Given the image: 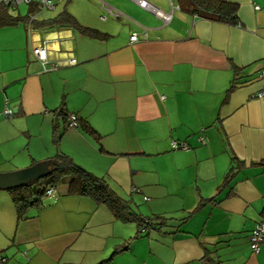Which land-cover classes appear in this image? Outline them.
I'll return each mask as SVG.
<instances>
[{
	"label": "crops",
	"instance_id": "0c3cea01",
	"mask_svg": "<svg viewBox=\"0 0 264 264\" xmlns=\"http://www.w3.org/2000/svg\"><path fill=\"white\" fill-rule=\"evenodd\" d=\"M64 1L9 11L18 21L0 26V172L65 153L138 213L172 219L138 236L136 222L67 183L22 216L0 190L5 264H264V244L250 243L264 213V0H227L238 23L178 0H147L167 22L133 0ZM105 6L122 15L103 20ZM64 11L78 23L52 20ZM143 27L148 38L131 42ZM43 43L46 70L32 54ZM69 57L77 63L54 68ZM69 113L100 138L71 128Z\"/></svg>",
	"mask_w": 264,
	"mask_h": 264
},
{
	"label": "trees",
	"instance_id": "16d2710c",
	"mask_svg": "<svg viewBox=\"0 0 264 264\" xmlns=\"http://www.w3.org/2000/svg\"><path fill=\"white\" fill-rule=\"evenodd\" d=\"M178 2L182 10L191 14H197L202 18L232 23L239 22L237 16L238 6L227 0H178ZM9 7L10 6L7 5H0V26L14 24L18 21V18L9 14ZM52 20L60 24L68 22L72 24L78 23L74 16L67 11L62 12ZM81 126L94 134L96 138H100L99 133L93 127L81 124L80 119L79 127ZM173 142L174 141H172V147ZM173 149L176 148L173 147ZM54 159H58L59 164L51 169L48 176L34 180L25 186L8 190L14 195L21 216L29 207L38 204L44 196H47L46 191L48 188H55L57 196L59 186L67 183L71 194L89 197L97 204L109 208L118 219L126 222H136L139 227L138 236L155 228L161 229L168 219H172V217L143 216L132 207L129 200L121 197L116 190L113 189L107 178L93 174L91 171L77 164L72 157L65 153L58 154ZM133 191L141 192V189L134 188ZM146 199L149 200L148 197H146Z\"/></svg>",
	"mask_w": 264,
	"mask_h": 264
},
{
	"label": "built area",
	"instance_id": "2783aa9c",
	"mask_svg": "<svg viewBox=\"0 0 264 264\" xmlns=\"http://www.w3.org/2000/svg\"><path fill=\"white\" fill-rule=\"evenodd\" d=\"M135 1L140 7L147 9L148 11L154 13L158 17L162 18L165 22L169 21L172 17V14H164L159 9L151 4L147 0H133ZM39 3L42 6V9H53L55 6L54 0H0V5H7L12 8H18L21 4H31V3ZM259 8V7H257ZM105 10L107 12L106 15H102L101 18L103 20H107L109 16L118 17L121 16L122 13L116 9H113L111 6H105ZM116 10V11H114ZM29 29H31L29 25ZM147 39L148 38V29L143 27L141 32H134L131 35V42H138L140 39ZM32 54L33 56L42 63L44 69H47V64L50 63L49 58V48L46 43L33 46L32 47ZM65 63V64H64ZM77 61L73 57H69L66 61L56 60L53 62L54 68H58L64 65H74ZM264 75V70L263 73ZM256 97L264 99V88L256 93ZM4 114L7 116H12L13 111L6 105L4 110ZM68 121L69 126L71 128L77 129L80 126V118L75 113L68 114ZM174 148H184L187 149L188 146L185 143H179L177 141L173 142ZM46 195L49 197L56 196V189L53 187L48 188L46 191ZM250 243L251 249L254 253H259L261 250L262 245L264 244V213L260 221H258L250 235ZM7 262V257L4 255L3 249L0 248V264H5Z\"/></svg>",
	"mask_w": 264,
	"mask_h": 264
},
{
	"label": "water",
	"instance_id": "95a60500",
	"mask_svg": "<svg viewBox=\"0 0 264 264\" xmlns=\"http://www.w3.org/2000/svg\"><path fill=\"white\" fill-rule=\"evenodd\" d=\"M58 164V159H49L17 171L0 172V189L8 191L25 186L34 180L45 178Z\"/></svg>",
	"mask_w": 264,
	"mask_h": 264
},
{
	"label": "rangeland",
	"instance_id": "374dc122",
	"mask_svg": "<svg viewBox=\"0 0 264 264\" xmlns=\"http://www.w3.org/2000/svg\"><path fill=\"white\" fill-rule=\"evenodd\" d=\"M67 1L68 0H65L64 1V4L63 6L67 5ZM28 8H29V4H21L19 9H14V8H10L9 7V11L10 13H13V14H18L19 13V10L20 12L22 13V15H25L27 12H28ZM162 19V18H161ZM30 127L32 129V131L34 132V135H33V144H34V148H40V149H43V144H44V139L40 136V134L38 133V125L37 124H31L30 123ZM47 138L45 139V143L47 142ZM28 151V150H27ZM49 160V159H48ZM45 161V160H44ZM39 162H42V161H39ZM35 164V163H34ZM32 165H29L27 167H30ZM27 167H23V168H20V169H24V168H27ZM20 169H17V170H20ZM17 170H14V171H17Z\"/></svg>",
	"mask_w": 264,
	"mask_h": 264
},
{
	"label": "bare ground",
	"instance_id": "6f19581e",
	"mask_svg": "<svg viewBox=\"0 0 264 264\" xmlns=\"http://www.w3.org/2000/svg\"><path fill=\"white\" fill-rule=\"evenodd\" d=\"M144 231V230H143Z\"/></svg>",
	"mask_w": 264,
	"mask_h": 264
}]
</instances>
